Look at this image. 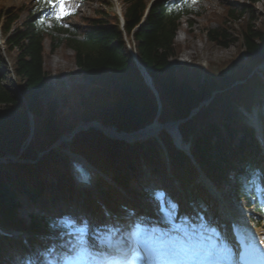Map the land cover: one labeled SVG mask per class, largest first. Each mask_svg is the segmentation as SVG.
Listing matches in <instances>:
<instances>
[{
    "label": "trees",
    "instance_id": "obj_1",
    "mask_svg": "<svg viewBox=\"0 0 264 264\" xmlns=\"http://www.w3.org/2000/svg\"><path fill=\"white\" fill-rule=\"evenodd\" d=\"M261 1L225 6L223 13L216 16L215 27L204 28L208 42L222 49L235 46L242 53V62H229L235 71L228 76L209 66L173 61L181 49L175 42L181 18L197 16L189 10L186 0H154L146 13L148 0H121L122 27L111 4L101 1L103 5L91 17L78 18L79 25L73 26V33L57 20L48 26L44 18L47 5L36 0L23 1L19 7L0 5L5 56L0 52V159H5L0 163V225L63 236L57 212H48L46 200L61 196L64 203L70 201L65 197L71 192L66 184L67 157L49 148L62 135L71 134L78 124L92 121L125 133L138 131L155 119L161 123L184 121L178 130L184 141L191 140L190 153L200 171L217 187L227 188L238 205L264 216V205L253 206L259 195L257 186L249 183L250 170L258 164L257 147L251 130L238 121L236 112L239 106L248 107L256 88L264 89L258 69L264 63V20L250 12V6ZM22 14L26 17L20 20ZM236 22L237 29L232 27ZM60 34L68 36L61 38L57 36ZM127 45L149 76L157 97L146 85ZM59 47L71 50L80 84L54 96L50 73L44 66ZM261 73L264 75V70ZM69 78L73 82L70 75ZM29 116L33 131L32 141L27 143L31 133ZM160 138L170 158L172 178L187 202L203 199L207 191L197 182L198 174L189 158L174 149L166 133ZM61 147L110 173L116 187L131 194L133 200L154 203L155 193L147 188L150 184L138 190L130 188L133 181L139 184L136 169L141 159L151 167L152 176L164 169V159L154 141L128 145L89 128L73 135ZM7 156L17 161L11 162ZM47 176L53 177L56 185L48 187ZM96 186L98 199L112 204V208L124 206L114 187H106L100 180ZM22 203L39 211L30 216L29 223L18 214ZM88 213L87 208L81 209L80 218L85 221ZM1 247L2 243L0 264H13L7 250Z\"/></svg>",
    "mask_w": 264,
    "mask_h": 264
},
{
    "label": "rangeland",
    "instance_id": "obj_2",
    "mask_svg": "<svg viewBox=\"0 0 264 264\" xmlns=\"http://www.w3.org/2000/svg\"><path fill=\"white\" fill-rule=\"evenodd\" d=\"M26 0H0V5L1 6H17L19 7L21 3ZM102 0H71V7L68 8L67 10H70L71 14H75L76 16L71 17L69 19L70 24H79L78 23V18L80 17H91L93 15V11L99 9L101 5ZM117 3L119 7L121 8V0H117ZM190 4L192 6V9L194 12H196L197 16H185L184 18H181V26L179 28V31L176 34L175 37V42L178 44L181 49L178 52V57L177 59L173 61H177L179 64H196V65H203V66H209V68H212L215 72H219L223 75H231L235 71L229 64V62L235 61V62H242L243 57L241 52H237V49L235 46H230L226 49L219 48L212 43L208 42L205 38L204 35V28L205 27H210L214 28L215 27V20L216 16L219 14H222L224 11L225 6H233V5H246L247 0H190ZM68 5V3H67ZM123 8V4H122ZM64 9H61V12H63ZM250 12L254 14L255 17H257L260 21L264 20V0L256 3L255 5L250 6ZM69 14V15H71ZM69 15H63L62 17L69 16ZM25 14L21 15L20 20H23L25 18ZM189 24V25H188ZM239 23H233L232 27L235 29L238 28ZM3 41V40H2ZM44 46L46 50H49V45L48 42H44ZM45 69L49 71L50 73V80H51V85H52V91L54 96H59L61 95L60 92L62 89L65 91H70L71 85H77L80 84V81L78 79L77 72L78 70L75 68L73 61H72V52L68 48L64 47H59L55 52H53L52 55L45 61ZM261 68V67H260ZM203 70V69H202ZM69 75L72 77L73 82L70 81ZM260 76V73H259ZM253 99L251 101V110L253 111L254 114L257 113V104L258 102L264 97V93L260 89H255L253 92ZM242 121L246 124L250 123V118L252 115L249 116H244L243 112L240 111ZM78 126V125H77ZM262 128L264 129V123ZM68 135V134H67ZM67 135H62L65 136L66 144L70 138V134ZM27 141V140H26ZM29 141H32V138L30 137ZM28 141V142H29ZM141 166H139L136 170L138 171L139 177H142L143 174L139 171L140 168L143 166L145 163H140ZM148 165V164H147ZM146 165V166H147ZM147 177H152L151 173V167L148 165L147 166ZM264 169V167H263ZM162 176L161 173H158L156 176V181L159 182V179ZM48 181V180H47ZM164 181V178L162 177V182ZM142 184H137L136 181L131 182L130 188L132 190H138ZM155 186V184H153ZM165 185H168V183L165 180ZM154 186H151L153 188ZM170 187V185H168ZM150 187V186H149ZM172 190V189H171ZM176 189H173V193H175ZM222 199L220 198V202L225 208H230L232 207V204L230 202V198L226 195V190L221 189L218 192ZM92 196V194H91ZM118 196L123 197V193H119ZM93 197V196H92ZM20 201H23L24 198L23 196H18L17 197ZM51 199V198H50ZM204 199L206 202L210 203V210L211 212L214 213V216L212 218V224L216 228V232L218 231V237L219 240L223 239L226 230H225V223L223 222V213H220L219 208L217 204H213L212 200L210 199L209 196L204 195ZM181 197H175L172 199L171 202L168 201L166 203L163 199L162 196L159 197L155 210H151L150 208L142 207V212L145 215H150L155 216L153 213L158 215V220L161 222H164L165 224H169L171 221L178 220L179 222H182L181 220H185L187 218H183L184 216H187L188 218H192V220L187 219L185 220L187 223L192 224V222H199L197 219L200 220L199 215H197V211L195 209L191 210L187 206H185V201H181ZM23 204V203H22ZM57 204V203H56ZM212 204V206H211ZM219 204V205H221ZM213 205L215 207L213 208ZM23 208L19 210V215H21L22 218L27 219L29 218V215H37L38 212L32 208H29L28 206L26 207L23 204ZM233 209L234 215H239L240 218L245 221L247 218V212L242 210V209ZM31 211V212H30ZM71 215H62L61 222L65 223L68 225L75 224L78 225V211L73 210L70 212ZM152 214V216H151ZM256 217V216H255ZM108 217H103L100 219L99 223L100 225H103L105 221H107ZM170 220V221H169ZM203 224V223H201ZM204 224H206L204 222ZM254 232L261 238L264 237V227L259 226V227H252ZM216 236V238H217ZM33 238H36L40 242H45L48 243L47 239H41L39 237H35L33 235L27 236V240H31ZM216 238H212L215 240ZM2 239V238H0ZM25 239V238H24ZM22 238H18L17 242L20 243L18 246H21V250H28V247H23L22 243L24 241ZM262 240V239H261ZM264 242V240H262ZM73 246V245H72ZM43 247V246H41ZM79 252H83L81 249ZM26 253V252H25ZM28 254V253H27ZM28 257V256H27ZM42 258H35L33 261L35 264H41ZM64 257L63 256H55L52 258V260L48 259L47 263H52V264H64ZM92 264V263H91Z\"/></svg>",
    "mask_w": 264,
    "mask_h": 264
},
{
    "label": "water",
    "instance_id": "obj_3",
    "mask_svg": "<svg viewBox=\"0 0 264 264\" xmlns=\"http://www.w3.org/2000/svg\"><path fill=\"white\" fill-rule=\"evenodd\" d=\"M135 58V57H133ZM137 67H138V70L140 71V74L142 75L146 85L149 87V89L153 92V94L157 97L156 95V92L152 86V83H151V80L149 78V76L147 75V73L145 72V70L142 68V66H140L138 63H136ZM158 106H159V109H160V104L158 102ZM198 111V108L192 112V114L196 113ZM183 121H177V122H167V123H164V124H159V122L155 119L151 125L155 124L156 125V128L154 129L156 132H158L160 129H167L169 127H172L173 130L176 131V128L177 126L182 123ZM29 123H30V127H31V133H30V136L28 137L27 139V143L30 139V137L32 136V131H33V123H32V117L29 116ZM102 123L99 122V121H92L90 123H87L85 125L83 124H78V126L72 131V133L70 134V138L75 135L76 133L80 132V131H85L89 128H92L94 130H97L99 131L102 135H104L105 137L111 139V140H115V141H124L126 143H132V142H135V141H139L141 140L145 135H146V128H144L143 130L142 129H139L138 131H131L129 133H137L138 137L136 136V138L134 139H131V138H124V137H112L110 135H108L107 133H105L103 130H102ZM104 126H111L117 133L119 134H123V135H126L128 136V133H125V132H120L118 131L114 126L112 125H104ZM62 142H66V138L65 136H61L60 139L58 141H56L49 149H52L54 147H57L59 144H61ZM42 154V153H41ZM39 154V155H41ZM7 159H10L12 162H15L16 159L15 158H12L11 156H7L6 157ZM0 162L1 163H5V159H0Z\"/></svg>",
    "mask_w": 264,
    "mask_h": 264
},
{
    "label": "bare ground",
    "instance_id": "obj_4",
    "mask_svg": "<svg viewBox=\"0 0 264 264\" xmlns=\"http://www.w3.org/2000/svg\"><path fill=\"white\" fill-rule=\"evenodd\" d=\"M67 1H68V3H69L70 0H67ZM67 7L70 8L71 5L68 4ZM115 7L118 9V6L116 5V3H115ZM153 126H155V125H153ZM102 130H103L105 133H107L108 135L112 136V137H124V138H126V139H127V138L134 139V138H136V136L138 135L137 133H128V136L123 135V134H119V133H117V132H116L111 126H104V125H102ZM167 130L170 131L172 134H174V137H175V140H176L178 146H180L181 148L185 147V146H183L182 142L178 140V136L176 135L175 130H173L172 127L167 128ZM137 137H138V136H137ZM218 207H220V208H219L220 213H226V214H228V215H229V214L231 215V209H230V208L227 209V208H225L222 204H221V205H218ZM154 224H157V222H155ZM238 226H239V225H238ZM239 227H240L243 231H246L247 233H245V234L248 235L250 238H254V239H256V240H257L256 242H257V243H258V244L264 249V242L261 241L260 237H259L257 234H255V233L253 232L252 229H249V228H247V227H242L241 225H240ZM106 230H107L108 233L111 232V229H109V228H106ZM113 237L115 238V239H114L115 244H117L116 248L122 246L121 243H120L121 241H119V238L116 237L115 235H113ZM258 237H259V238H258ZM118 243H120V244L118 245ZM173 247H174V246H173Z\"/></svg>",
    "mask_w": 264,
    "mask_h": 264
},
{
    "label": "snow or ice",
    "instance_id": "obj_5",
    "mask_svg": "<svg viewBox=\"0 0 264 264\" xmlns=\"http://www.w3.org/2000/svg\"><path fill=\"white\" fill-rule=\"evenodd\" d=\"M36 2L46 4L52 10L53 16L58 20L61 19L63 15L71 14L70 10H67V0H36ZM61 9H64V11L61 12ZM261 239L264 240V237H261ZM144 251L147 253L150 252L151 249L145 248Z\"/></svg>",
    "mask_w": 264,
    "mask_h": 264
}]
</instances>
